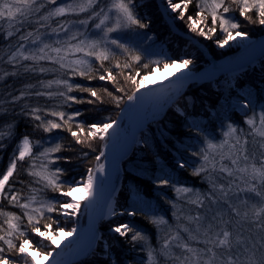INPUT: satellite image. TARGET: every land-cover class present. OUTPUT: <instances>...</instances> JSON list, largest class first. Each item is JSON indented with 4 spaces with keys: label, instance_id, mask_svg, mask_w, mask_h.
I'll list each match as a JSON object with an SVG mask.
<instances>
[{
    "label": "snow or ice",
    "instance_id": "1",
    "mask_svg": "<svg viewBox=\"0 0 264 264\" xmlns=\"http://www.w3.org/2000/svg\"><path fill=\"white\" fill-rule=\"evenodd\" d=\"M191 3L192 0H179L178 3H174L173 0H166L165 3V0H161V7L164 8L166 15L179 13L178 16L172 17L174 21L184 20L186 11ZM47 4L52 6L51 10L40 16L39 20L36 21L40 28H44L53 18L60 19L66 16L85 14L86 19L65 20L58 24L57 27L50 28L51 33L59 34L62 32L66 36L63 41L55 40V44L59 45L56 47L48 43H42L43 38L47 34L40 33L39 29L20 35L19 39L23 42L18 43L15 51L11 52L8 57V63L23 67L24 72H36L38 70L40 73H45L63 70L67 78L40 81V88L44 89L43 91L34 93L21 91L19 96H12L9 103L15 104L23 97L31 95L37 97L45 96L49 99L59 98L60 104L56 108L31 107L27 108L26 111L25 108H22L21 113L25 116H31L33 127L43 133H53L54 130L67 131L71 134L76 144L91 147V142L97 138L101 141L105 140L110 130L114 129L117 121L87 123L80 119L84 116V112L79 109L73 108L71 112L57 109L63 107L72 108V105L78 104L92 105L97 102L103 103L105 95L117 106L122 102L123 97L109 91L107 87L103 89L102 95L96 88L75 82L72 79L74 77H80L88 81L98 79L99 81L110 82L115 87L116 93H122L126 90L124 86H119L118 76L123 77L126 83L130 82L131 84V94L126 95L127 101L132 102L143 99L141 89L147 86L145 82L151 73L141 76L140 70L137 68L135 74H131V72L126 74V70H130L134 63H139L142 60V54L139 48H133L131 43H125L122 40L124 35L129 33L142 38L144 34L138 30L148 27V24L142 22L147 19V16L141 17L137 11L138 8L143 6L142 0H70L67 3L62 2V0L60 3L57 0H47ZM230 4L238 5L240 16L244 17L249 23L255 22L264 26V0H230V3L229 0H198L197 8L200 11L196 15L200 18V21H203L205 16L202 13L205 11L209 12L212 27H209L207 31L203 27L197 28L196 25L199 21L194 20L193 16L189 15L187 16V21L190 22L187 24L188 29L191 32H198L200 36L211 38L210 34L217 31L218 24L219 30L224 34L223 39L216 40L220 47L228 45L230 41L247 39L248 33L238 30L239 23L236 21L235 16L229 17L226 15L234 12ZM44 6V4L39 3V0H0V27L6 20L9 29L6 32V36L12 37L13 32L11 29L15 23L20 22L18 18L27 22L29 17L39 13ZM221 9L222 11H220ZM252 10L256 12L255 21L249 15ZM88 13L91 14L87 15ZM90 21H92L91 25L89 24ZM74 27L83 28V31L71 32ZM29 40H31L32 49L26 51V43ZM37 44L40 46L36 47ZM118 54L124 57L125 62L122 64L117 59L113 67L105 68V62L112 60ZM24 61H31L32 63L22 64L21 62ZM41 61L51 62V64L58 65V68L40 67L39 62ZM151 63L156 65L153 70L159 69V60ZM177 63L179 64V68H177L179 72L181 69H187L192 61L190 59L170 60L165 58L163 67L169 68ZM94 64H97L98 67H93ZM143 67L148 68L149 65L144 64ZM114 69H118L119 72L114 74ZM17 74L15 71L12 73L5 72L0 75V82L6 76H15ZM169 75L173 76L175 73H169ZM186 77L187 74L183 73L177 77V80L182 81ZM53 85L56 86V91H51ZM34 87L36 86H25L26 89ZM160 92L164 95L168 94V90L163 88L160 89ZM73 93H87L88 95L78 96ZM4 103L5 101L0 100V116L9 114V109L3 106ZM129 107L135 108V105L130 104ZM244 123L257 136L264 137V112L259 117V124L256 123L253 117H248ZM74 128L75 130H73ZM15 129V120L0 126V151L6 146L5 140H11L15 137ZM241 131L243 130L241 129ZM246 144V139L242 142L237 137L236 125L233 123L227 124V130L223 132V139L219 143H213L208 140L206 147L201 150V153H193V155H200L203 165L196 168L192 174L197 175L205 171L209 164H212L214 169L215 155L220 154L221 161L227 158L232 165V167H228L221 164L220 170L226 172L229 176H235L240 181V184L243 185V187L240 184L236 185V193L251 194L258 198L260 201L259 206L252 204L250 211L246 209L241 213L228 199L229 193L233 191L235 181H230L227 189L223 185L218 186V191L217 186L212 184V192L207 197L208 201L219 208H225L226 206V210L224 212L218 211L211 216L206 226L203 224L206 219L205 216L198 214L194 217H187L190 223L195 224L194 229L184 225L180 226L188 234L187 241L181 238L179 232H173L164 239L159 255L165 257V259L178 262V264H264V151L261 152L259 163H257L255 153L251 156L248 155L247 149L244 147ZM237 145L240 146L238 149ZM226 146L230 149L229 151H224ZM260 148L264 150V144H261ZM34 149L42 150L34 152ZM66 150L67 147L60 142L50 144V141H45L43 138L33 141L28 134H25L20 139L17 149L14 150L6 171L0 175V199H8L10 205L18 206L23 210V216L27 218L28 222L25 229L30 227L32 233L39 234L40 237L51 241L57 247L60 245L56 240V236L50 234L53 223L56 224V232L63 233L61 240L73 236L77 229L72 228L65 231L63 227H60L56 221H51V217H49L51 223L44 224L45 231H41L38 226L39 220L33 213L38 214L39 218H43L45 212H58L65 217L75 215L81 207L80 201H91L94 198L96 182L99 179L97 173H103L105 170L104 165L98 163L103 155V152H101L99 156H96L97 168L95 170L89 168L86 179L81 177L77 180L75 177L68 175L66 169L60 166L59 162L61 161L65 164H71V156L60 154ZM210 154H212L211 159ZM82 155L86 157L88 153L82 152ZM25 160L29 161V167L26 169L28 175L33 178V183L40 185V188H30L33 194L26 202L21 203L19 193L10 190V178L13 177L18 163ZM241 161H243V166H240ZM180 167L183 168L184 164H181ZM159 183L167 185L169 180L161 179ZM65 187H67V190H65ZM173 189L177 196L193 191L188 187L173 186ZM45 190L59 193V196H53L51 200L41 199L38 202V207H32L33 203L37 202V193ZM74 193H82V195L77 199L74 197ZM66 198L71 199H67V202L64 203H56V201ZM237 199H239L238 195ZM189 202L202 207L204 197L197 191L196 198ZM242 203L247 205L248 198ZM211 210L209 208L208 212H211ZM123 214L127 216L137 215L135 211ZM112 215H116V213L113 212ZM225 215H228L227 219L224 218ZM233 216L237 218L235 224L233 223ZM0 217H7L5 223L8 226L6 235L0 234V241H3L7 245V251L14 253L15 256V258H11L5 255V249L0 247V264H16L17 258L23 259L24 264H35V259L31 257L29 252V248L34 247L32 241L20 239L17 247L16 243L11 239L14 235L18 238H23L27 234L26 230H21L18 223L21 220V216L14 212H6L3 208H0ZM150 223L159 230L162 225H167L168 222L164 216H159L151 218ZM244 224H249L251 227H241L237 230V225ZM109 231L119 234L120 237H127L131 233L130 239L132 242L143 241L147 245V236L142 230H137L135 225L130 222L119 223L111 227ZM2 232H4V229L0 226V233ZM245 232L249 234L245 235ZM96 238L93 234V239ZM174 241H178L174 246L181 249L182 255H176L172 251ZM190 241H196L203 247H192L189 243ZM40 243L43 245V241ZM43 246L49 247L48 245ZM91 249L92 244L89 241L80 246L77 254L90 252ZM38 255H44L45 259L53 257L48 264H65L64 261L54 257L53 250H49L46 253L38 252ZM147 264H158L156 250L150 245L147 247Z\"/></svg>",
    "mask_w": 264,
    "mask_h": 264
},
{
    "label": "trees",
    "instance_id": "2",
    "mask_svg": "<svg viewBox=\"0 0 264 264\" xmlns=\"http://www.w3.org/2000/svg\"><path fill=\"white\" fill-rule=\"evenodd\" d=\"M174 3L179 0H173ZM143 6L137 11L147 19L142 22L148 24V27L142 30L143 37L137 43L132 44L133 48H139L142 54V60L139 63H134L130 70H126V74L131 72L135 74L137 68L140 70V75H147L151 73L156 65L152 61H160L159 68L163 67L165 58L170 60L190 59L193 62L208 63V58L202 53L199 46L186 35H190L197 43H201L203 47L208 49L210 55L215 59L224 57L232 50H227L222 54L214 52L209 45L216 42L217 39H223L224 34L219 30L217 24V31L209 40L203 39L202 36L196 32H191L184 23H177L184 35L173 31L162 16L157 0H142ZM148 3V4H146ZM230 3V0H229ZM229 6V5H226ZM236 13V19L239 23V31H245L249 37L260 36L264 30L259 29L257 23H249L244 17H240L239 6L230 4ZM200 11V10H199ZM188 12L191 15L197 13L194 2L189 5ZM205 16V23L212 27L211 15L202 13ZM249 15L252 16L253 21L256 20V12L252 10ZM264 27V26H263ZM140 30V29H139ZM208 38V37H207ZM151 39L148 45L147 41ZM149 46V47H148ZM218 54V55H216ZM7 55L4 49V42L0 41V74L17 72L15 76H6L3 81L4 86L1 88L3 93H7L9 100L12 96H19L21 91H43L40 88V81H47L51 74H42L38 70L36 72H24L23 67L8 63ZM120 60L123 64L125 59L121 55H117L112 60L105 62V68L113 67L115 60ZM22 64H31L29 61L21 62ZM41 62L39 66L41 67ZM148 64V68L143 65ZM56 67V65H55ZM93 67H98L94 64ZM118 69H114V74L118 73ZM53 75V74H52ZM58 78H67L64 74L58 73ZM55 75V76H56ZM54 76V75H53ZM77 83H82L85 86L93 87L99 90L103 95V89L108 88L114 94L123 97L122 102L117 106L106 95L104 102L96 104H78L72 105V108L63 107L57 110L71 112L73 108L84 112L83 119L87 123L96 121L110 122L115 120L121 111L124 103L127 101L126 95L131 94V84L126 83L123 77L118 76L119 86L125 87V92L116 93L115 87L110 82L92 80L88 81L80 77L72 78ZM26 85H35L32 89H26ZM180 95L175 98L174 104L169 105L160 119L151 120L148 122L146 128L140 131L139 142L134 146V149L128 158L122 163V172L119 179V187L114 193L113 200L115 204L114 218L108 220H101L99 224L100 238L98 239L92 252H90L83 259L74 262V264H147V247L150 245L156 250L158 264H178L171 259L159 255V248L167 236L173 232H179L182 239L186 238V234L181 225L192 228L193 226L187 220L189 216L202 215L206 217V223L211 218V211H214L215 205L208 201L207 197L212 192L211 179L218 174L219 168L208 167L205 171L193 175V171L201 167L202 160L200 155H193V153H201V150L206 147L208 140L218 141L222 136L227 124L233 123L236 125L241 134V141L247 140L244 145L251 148L252 154L255 153V141L261 145L262 138L252 132V129L247 128L244 121V116L236 111V107L231 104V101L245 102L250 106V113L264 112V54L244 67L232 71H225L220 73L218 77L205 81H195L188 83ZM57 88L53 85L51 91H56ZM78 96H87V93H73ZM9 101V102H10ZM4 106L9 109V114L0 116V126L12 120L16 121L15 137L11 140H5V148L0 151V175L6 171L7 166L12 158L14 150L23 135L28 134L33 141L44 139L50 141V144L60 142L67 147V150L60 153L65 156H71V164L59 162L61 167L66 169L68 175L75 177L77 180L81 177L85 178L87 170L91 168L103 148L104 140L97 138L91 142V147L88 145L76 144L71 134L67 131L54 130L53 133H43L33 127L31 116H25L21 113V109L31 107H48L56 108L60 104L59 98L49 99L45 96L37 97L35 95L23 97L15 104L9 103ZM27 106V107H25ZM19 113V115H17ZM182 113V114H181ZM51 118V117H49ZM241 129L243 131H241ZM75 130V128L73 129ZM261 140V142H260ZM50 146V145H46ZM42 149H34L38 152ZM82 152H87L88 155L84 157ZM133 161L136 163V172L131 169H126L127 164ZM184 164L181 168L180 165ZM29 167V161L19 162L17 169L10 178V190L19 193L21 203L33 194L30 188H40V185L33 183V178L30 177L26 171ZM124 167V169H123ZM166 170L172 171V176L168 177ZM161 179H168L169 184L161 185ZM175 187H188L194 192L199 191L200 195L204 197V204L198 207L191 204L190 198H196V193H182L179 196L175 193ZM6 190H8L6 188ZM67 190V187H65ZM53 196H59V193H52L50 190L37 193V202L33 203L32 207H38L41 199L51 200ZM237 198V197H236ZM229 199H233L229 198ZM234 200V199H233ZM239 200H244L239 198ZM60 204L61 201H56ZM237 207L236 203H232ZM240 209L246 210V206L242 203ZM249 207V206H248ZM0 208L6 212H14L21 216L20 224L21 230H26L27 234L23 238H18L16 235L11 237L17 247L20 239H29L32 241L34 249L40 250V240L37 233H32L30 227L25 229L27 225V218L23 216V210L18 206H13L8 203V199H0ZM30 211V209H29ZM135 211L136 216H127L123 213ZM175 213V215H174ZM39 220V227H43L46 223L56 221L60 227L67 225L61 221L60 213H47L43 218H39L38 214L33 213ZM164 216L167 220V225H162L158 230L156 226L150 223L151 218ZM51 217V221L49 220ZM7 217H0V226L3 227L4 232L0 234L6 235L8 226L5 223ZM233 216V223L236 221ZM130 222L135 225L137 230H142L147 236V245L143 241L132 242L130 239L131 233L127 237H120L119 234L111 235L108 230L119 223ZM35 223V221H34ZM61 223H63L61 225ZM65 223V224H64ZM51 229H56V224L53 223ZM107 231V232H106ZM248 232H245V235ZM176 242V241H174ZM173 242V250L177 255L179 248H176ZM178 243V242H176ZM0 247L5 249V255L15 258L14 253L7 251V245L0 241ZM18 258L16 259V263Z\"/></svg>",
    "mask_w": 264,
    "mask_h": 264
},
{
    "label": "rangeland",
    "instance_id": "3",
    "mask_svg": "<svg viewBox=\"0 0 264 264\" xmlns=\"http://www.w3.org/2000/svg\"><path fill=\"white\" fill-rule=\"evenodd\" d=\"M192 1L194 2L195 7H196L197 12H198L200 10V9L197 8L198 0H192ZM57 2L60 3L61 0H57ZM62 2L67 3V2H70V0H62ZM157 2H158V5H159V10H160L162 16L164 17V19L166 20L167 25L173 31H175L178 34L184 35V32H182L180 30V28L176 24L177 23H179V24L180 23L181 24L184 23L185 25H187L188 23H190L189 21H187V16H189V15L193 16L194 20L199 21L197 23V25H196L197 28L203 27L205 29V31H207V29L210 27L208 24L205 23L204 20L200 21V18L196 14L195 15L189 14L188 9L186 11V15H185V19L184 20H175L174 21L172 19V17L173 16H178L179 13L177 12V13L171 14L170 10H169L170 15H166L164 13V8L161 7V0H157ZM39 3L44 4L45 6L43 8H41L39 13H36V14L32 15L31 17H29L27 22H24L20 18H18V20H20V22L15 23L13 28L11 29V31L13 32V36L12 37H7L6 36V32L9 30L8 29V22L6 20L3 22L2 27H0V41L4 42V49H5V52H6V55H7L6 60H8V57L11 54V52L15 51V48L18 45V43L23 42V41H20V39H19L20 35H25L28 32H34L35 30L39 29L40 33H46L47 34V36L45 38H43L42 43H48V44H51L53 47H56V46H59V45L55 44V40L59 39V40L63 41V40L66 39V36L62 32L59 33V34H53V33H51L50 28L57 27L58 24L64 22L65 20L86 19V15L85 14H80L79 16H66V17H62L60 19L53 18L51 21H49L46 24V26L44 28H40L39 24H37L36 21L39 20L40 16H43L48 11H50L52 6L47 4V0H39ZM165 3H166V0H165ZM146 4H148V3H146ZM201 7H203V5H201ZM220 11H222V9ZM204 13L210 14L207 11H205ZM90 14L91 13H88L87 15H90ZM226 15L229 16V17L234 15L235 18H236V13L235 12H232V13H229V14H226ZM240 17L242 18V16H240ZM236 21L238 22V19H236ZM41 23H43V22H41ZM91 23H92V21L89 22L90 25H91ZM257 25L259 26V29L264 30L263 26L259 25L258 23H257ZM78 30L79 31H83V28L74 27V28L71 29V32H76ZM138 31L140 33H142L141 29L138 30ZM196 33H198V32H196ZM69 34H71V33H69ZM210 35H211V38L214 36L213 33L210 34ZM186 36L188 38H190L191 40H193V41L195 39V38L193 39L190 35H186ZM263 36H264V32L260 36H257V37H249L248 36L247 39L242 40V41L241 40L230 41L229 44L224 46V47H220L216 42H213V44H211L209 46L212 47L214 52H216L218 54H222V53H224L227 50H229V51L232 50L233 51V52H230V54H228V55H226L224 57L218 58V59H215L212 55H210V52H208V49L206 47L204 48L203 45H201V43H199V42L197 43V41H196V44L199 46V48L202 50V53H204V55L207 58H209V59L211 58L213 61L218 62L220 66H223V64L227 63L228 65L229 64H242L241 67H244V66H246L248 64H251L253 61H255L257 59L256 58L255 60H252L254 58V56H256L258 54L255 51L256 50V46H257L255 44V42L258 39H261V37H263ZM202 38L203 39H207V40L210 39V38H207L206 36H202ZM141 39L142 38L140 36L129 33V34L124 35L122 42L135 44ZM150 42H153V41L151 39H149L147 41L148 45L150 44ZM208 42H209V40H208ZM39 46H40L39 44L36 45V47H39ZM31 49H32L31 40H29L26 43L25 50L27 51V50H31ZM257 52H258V50H257ZM218 54H216V55H218ZM77 55H79V54H77ZM70 58H75V57H70ZM29 62L32 63L31 61H29ZM41 63H42L41 67L54 68V69L58 68V65H56V67H55L54 64H51V62H48V61H41ZM16 66L17 65H15L13 70H15ZM177 68H179V64L178 63L175 64V65H172L169 68L161 67L158 70H152L151 74L148 75L147 81L145 82L147 86L148 85L149 86L154 85L157 88H163V89L168 90V94L164 95L163 98L159 102H157L156 109L153 112V114H152V116H151V118L149 120H151V119L155 120V119H158V118L160 119V117L164 113L165 109L169 105L174 104V102L176 100L175 98H177L180 95V93L185 89L184 87L188 84V83L186 84V82L188 80H192L190 82H195L193 80H195L199 76H203L202 75L203 72L208 71V70H210L212 68V62L210 60H208L207 64H205V63H202V64L199 63L198 64L197 62H193L192 61V63L188 66L187 69H181V71L178 72ZM236 69H237V67L235 68V67H231L230 66L227 69L222 70V72L220 71V73H223L225 71H227V72L230 71V73H231L232 71H234ZM58 73L64 74L63 70H60V71H49V72H45V73H42V74H44V75L45 74H51L50 76H52V77H50L48 80H53V79H59L58 75H56ZM169 73H175V75L170 76ZM183 73H186L187 77L184 80H182V81L177 80V77L181 76ZM220 73L213 74V75H211V77H206V76H204V77L206 79H211V78L213 79L215 77H218L220 75ZM3 74L4 73H2L0 75H3ZM3 81L0 82V100L5 101L4 104L6 105V102L8 104V102L10 101L9 97H11V96H9L6 92L3 93L1 91V88L4 86ZM153 82H155V83H153ZM126 102L124 103V106H125ZM231 104L236 107V111H238L240 113V115L244 116L245 119H247L248 117H253L255 119L256 123L259 124V117L261 115V112L258 113V114L250 113V106H248V104L245 103V102L231 101ZM124 106L122 107L121 111H123ZM121 111H119V114H118V116H117V118L115 120H118V118L121 116V114H122ZM154 113H155V115H154ZM246 127L249 128V130H250V127L248 125ZM123 129L124 130L126 129V120L125 119H123L121 121V126H120V128L118 130L119 131L118 133L122 132ZM226 130L227 129H225L224 131H226ZM237 137H239L240 140L242 139L241 138V134L239 133L238 129H237ZM260 138H262V142H261V140H260V142L262 144H264V137H260ZM222 139H223V134H222V136L220 137V139L218 141H215V140H211V141L213 143H219ZM110 140H111V130L109 132V135L104 140V144H103V148H102L101 152L104 151L105 147L110 142ZM253 144L255 145V150L259 151L257 153L261 155V152L264 151V150H262L260 148V145L257 144L255 141L253 142ZM239 147L240 146L237 145V149ZM244 147L247 149L248 155L251 156L252 155L251 148H248L246 146H244ZM229 150L230 149H228L227 146L224 149V151H229ZM260 155L256 156L257 157V163H259ZM211 158H212V154H210V159ZM103 160H104V157L102 155L98 163L101 164V162ZM98 163L95 160L93 165H91L92 166L91 168L95 170L96 167L98 166ZM202 164H203V162H202ZM221 164H224V165H226L228 167H232L231 162L227 158L224 159L223 161H221L220 160V154H216L215 155V167L219 168L218 169L219 173L218 174L216 173V175L211 179V183L217 186V191H218V186L223 185L225 187V189H227L228 185H229V182L230 181H235V183L233 184V191L231 193H229V197H228V199L233 197L234 200L233 199H229V202L230 203H236L237 204V208L241 211V213H243L245 210L242 209V208L240 209V204L239 203H242L246 198H248V204L247 205L244 204V205L246 206V209H248L249 211L251 210V205L252 204H257V206H259L260 201L258 200V198L252 196L251 194L236 193L235 188H236L237 184H240V181L238 179H236L235 176H229L226 172L221 171L220 170ZM136 165H137L136 163H134L133 161H130L127 164L126 169L127 170L131 169V170H134L136 172ZM240 166H243V161H241V165ZM208 167H213V166H212V164H209L207 166V168ZM123 169H124V167H123ZM121 172H122V164L117 169L116 173L114 174L113 180L110 182V185H108L106 187V190L101 191L98 194V196L96 195V199H94V200L92 199L93 200V204H94L93 208L95 209V211H97V210L101 211L102 210V213L103 212L104 213L103 214L101 213V215L99 216V218L96 221V228H95L96 229V236L95 237H97V238L94 240V244H93L92 249H91L90 252H92V250L95 247L98 239L100 238V233H101L100 230H99L100 221L104 220V219L105 220L112 219V218H114L113 216H115V215H112V213L115 210V207H114L115 204H114V200H113V196L112 195L114 193H116V191L118 189L119 184H117V183H119ZM166 174H167L168 177H171L172 176V171L171 170H166ZM236 175H239V174H236ZM86 177H87V175L85 176V179H86ZM103 182L104 181L101 180L99 184L102 185ZM240 186L243 187L242 184H240ZM194 193H196V192H194V190H193L189 194L191 195V194H194ZM73 195H74L75 198L79 199V197H80V195H82V193H74ZM102 195L106 198V200L104 199V201H103V196ZM237 195L241 199L244 198V200L237 199L236 198ZM67 199H71V198L61 199L60 201H61V203H64V202H67ZM192 199H194V198H190V200H192ZM92 200L91 201H87V200L80 201L81 207H80L79 211L75 215H73L71 217H65L62 214H60V216H61L60 220L65 222V223H67L66 226L62 225L63 223H61V225L65 229V231L71 230L72 228H76L77 231L75 233H73V236L67 237L65 240H61V236H63V233H58V232H56V229H54V230L51 229L50 230V234H54L56 236V240H57L58 244L60 245L59 247H57L56 244H52L51 241H48V240L40 237L39 234H38L40 242L43 241V245H48L49 247H44L42 244H40V250L39 249H34V248H29V252L31 253V257L35 259V264H39V263H37L38 260H40V262H41V260L45 259V256L44 255H38V252L46 253L49 250H53L54 251V257L56 259H59V260H62V261L64 260V258L67 255V253L72 251V247L79 240V238H80L79 237V233L83 230V228L88 223V219L87 218L89 217V207H90V203H92ZM225 210H226V206H225V208H219V207L215 206L214 211H211V216L215 215L218 211L224 212ZM224 218L227 219L228 215H225ZM207 223H206V219H205L203 221V224L206 226ZM191 225L193 226L191 229H194L195 228V224L191 223ZM187 226H189V225H187ZM241 227L250 228L251 225L244 224V225H237L236 226L237 230L240 229ZM42 231H45V230H42ZM253 231H255V229H253ZM108 233L111 234V235L115 234L113 232H110L109 230H108ZM246 234H249V233H246ZM187 239H188V234H186V238L183 239V240L187 241ZM69 242H71V243H69ZM176 242H178V241H176ZM176 242H174V244H176ZM189 243L191 244L192 247H203V245L198 244L196 241H190ZM159 250H160V248H159ZM172 251L174 252L173 249H172ZM90 252L86 253L82 257L73 259L72 260V264H74V262L80 260L81 258L83 259ZM177 255H182L181 249H179L177 251ZM257 255H259V253H257ZM49 258L53 259V257H48L47 259H49ZM16 264H24L23 259H19L18 258V261H17Z\"/></svg>",
    "mask_w": 264,
    "mask_h": 264
},
{
    "label": "bare ground",
    "instance_id": "4",
    "mask_svg": "<svg viewBox=\"0 0 264 264\" xmlns=\"http://www.w3.org/2000/svg\"><path fill=\"white\" fill-rule=\"evenodd\" d=\"M255 44L257 45L255 51L256 53H259L264 46V36L261 37V39H258ZM211 62L212 68L208 71L203 72V76L211 77V75L216 73L215 70L217 68L224 66L223 70H225L230 65L225 63L223 64V66H220L219 63L216 61L211 60ZM160 89L161 88H157L154 85H148L147 87L141 89L143 99H138L132 102H126L123 111H121V116L118 118V120H116L117 124L114 126V129L111 130V140L103 151L104 160L101 162V164L104 165L105 170L103 173H97L99 179L96 182L94 194L95 198H93V200L96 199V195L98 196L101 191L106 190V187L110 185V182L113 180L114 174L120 166V158L122 157L123 153H125L129 149V146L133 142H135L137 138V132L140 129V122H143L142 128H144L146 122L151 118L153 112L156 109L157 102H159L164 96V94H161ZM130 104L135 105V108H130ZM123 119L126 120V129H123L120 134L118 133V130L121 126V121ZM101 180L104 181L102 185L99 184ZM104 199L106 200V198L103 196V201ZM93 200L92 203H90L89 207V217L87 218L88 223L79 233V245L77 246V248L67 253L63 260L65 264H69L73 259L82 257L86 254H77L81 245L86 244L89 241H91L92 246L94 244L95 239H93V234L96 236V221L101 215L102 210L95 211V209L93 208ZM50 260L52 259H44L41 260V262L40 260H38L37 263L48 264Z\"/></svg>",
    "mask_w": 264,
    "mask_h": 264
},
{
    "label": "water",
    "instance_id": "5",
    "mask_svg": "<svg viewBox=\"0 0 264 264\" xmlns=\"http://www.w3.org/2000/svg\"><path fill=\"white\" fill-rule=\"evenodd\" d=\"M261 54L263 55L264 54V46H263V48H262V50L252 59V60H255L256 58H258V57H260L261 56ZM241 65L242 64H230L229 65V67L231 66V67H237V68H239V67H241ZM224 67V66H223ZM223 67H220V68H217L215 71H216V73H220V71L222 72V70L224 69ZM216 73H214V74H216ZM204 80H206V78L204 77V76H199V77H197L195 80H193V81H204ZM190 81H192V80H188L187 82H186V84L187 83H189ZM142 124H143V122H140V129L138 130V132H137V138H136V140H135V142H133L130 146H129V149L125 152V153H123V155H122V157L120 158V162H119V164L121 165L125 160H126V158L129 156V154H130V152H132V150L134 149V146L137 144L136 142H138V138H139V136H140V131L143 129L142 128ZM147 126V123L145 124V127ZM79 242H80V240H78L77 242H76V244L72 247V250H74L75 248H77V246L79 245ZM69 264H72V261L69 263Z\"/></svg>",
    "mask_w": 264,
    "mask_h": 264
}]
</instances>
